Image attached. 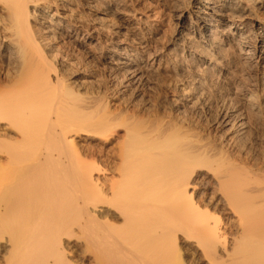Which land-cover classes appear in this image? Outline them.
<instances>
[{
	"label": "bare ground",
	"instance_id": "obj_1",
	"mask_svg": "<svg viewBox=\"0 0 264 264\" xmlns=\"http://www.w3.org/2000/svg\"><path fill=\"white\" fill-rule=\"evenodd\" d=\"M161 5L140 15L117 7L120 28L140 39L139 21L160 11L176 20L172 49L213 67L229 95L207 123L194 114L208 102L193 99L216 92L209 71L185 58L168 68L179 76L173 117L95 102L64 77L73 61L64 43L81 31L97 41L102 27L85 28L73 0H0L4 264H69L64 239L93 221L103 255L131 243L132 264H264V0ZM106 58L129 82L153 70L127 48ZM251 131L259 151L244 141ZM81 135L101 140V166L76 159Z\"/></svg>",
	"mask_w": 264,
	"mask_h": 264
},
{
	"label": "rangeland",
	"instance_id": "obj_2",
	"mask_svg": "<svg viewBox=\"0 0 264 264\" xmlns=\"http://www.w3.org/2000/svg\"><path fill=\"white\" fill-rule=\"evenodd\" d=\"M73 1L77 5L76 10L77 12L79 11L78 13L85 28L89 29L92 26L99 25L102 29L97 41L89 39L88 32L81 31L78 36L79 42L74 40L64 43V48L68 49L69 62L73 60L66 65L67 70L64 77L67 81L75 80L78 84L82 83L80 87H76L78 91L83 93L84 96L92 98L95 102L103 100L139 102L144 105L141 109L142 112H147L148 114L159 113L173 117L175 113L170 108L169 99L173 95L180 94V91L177 90L179 84L176 82L179 76L173 75L168 71V68H171L175 62L185 58L184 53L177 49H172L177 31L176 20L160 11V17L139 21L138 31L140 32V39H134L131 33H127V31L120 28L119 15L115 10L120 7L131 12L135 10L137 15H140V13L154 9L159 11L163 7L161 2L166 4V6H186L189 0H95L91 8L82 6L83 0ZM89 31L91 32V29ZM125 48L130 49L131 53L142 56L144 62L150 64L153 70L129 82L126 76L110 69L106 54L114 53L117 55ZM174 53H176L175 56ZM205 54L213 55L210 52ZM159 57H161L160 60ZM185 60V65L188 63L194 64V68L197 71H209L214 82L218 83L215 93L211 92L199 95V97L196 95L198 99H193L196 101L195 103H199L202 99L208 102L205 105L206 107H201L194 114L196 118L207 123L216 116L221 104H219V98L224 100L226 92L222 91L220 75L213 67L209 66V64L201 66L198 62H194L192 58H185ZM263 70L264 68L260 67V72H263ZM244 76L245 74H242L237 80L244 79ZM226 95L229 96L228 94ZM179 101L184 105L183 109L185 112H189L190 108H187L186 100L181 99ZM212 132H217V129L213 128ZM253 138V132L251 131L245 134L244 141L248 145H256L259 151L261 146L259 142L255 143ZM112 145L113 143H108L109 150ZM73 146L76 147L80 155L76 153V150H73V147V153L70 152V154H74L73 158L77 154L78 157L76 156V159L83 158L85 163H89V165L93 164L92 166L94 167L101 166L102 142L98 137L81 135L74 139ZM109 156H111V152H109ZM93 222L94 224L88 223V226L84 224L82 227L74 228L70 238L64 239L63 255L67 262L69 264H132L134 246L131 243H121V246H123L122 250L103 255V245L97 242L95 234V237L92 236L93 234L91 235L92 230L95 229H91L90 226L95 225L97 221ZM10 227L11 224L6 222L3 227H0V234L9 236ZM7 249L4 246L0 252V264H4V256ZM180 257L183 258L182 255Z\"/></svg>",
	"mask_w": 264,
	"mask_h": 264
}]
</instances>
